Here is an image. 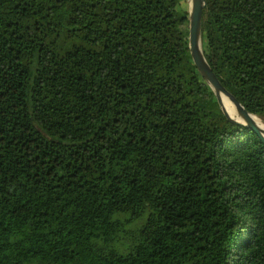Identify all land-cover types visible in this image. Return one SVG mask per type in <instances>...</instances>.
Listing matches in <instances>:
<instances>
[{
    "label": "trees",
    "instance_id": "16d2710c",
    "mask_svg": "<svg viewBox=\"0 0 264 264\" xmlns=\"http://www.w3.org/2000/svg\"><path fill=\"white\" fill-rule=\"evenodd\" d=\"M181 4L0 0V264H264V142ZM202 48L264 118V0H206Z\"/></svg>",
    "mask_w": 264,
    "mask_h": 264
},
{
    "label": "water",
    "instance_id": "95a60500",
    "mask_svg": "<svg viewBox=\"0 0 264 264\" xmlns=\"http://www.w3.org/2000/svg\"><path fill=\"white\" fill-rule=\"evenodd\" d=\"M205 5L206 0H191V9L189 11V46L193 59L200 72L213 87L227 117L231 121L253 128L264 142V128L252 116L256 114L250 112L240 99L222 83L204 54L202 48V16ZM224 97L233 104L234 114L227 110L224 104ZM235 114L242 117L243 120L238 119Z\"/></svg>",
    "mask_w": 264,
    "mask_h": 264
},
{
    "label": "bare ground",
    "instance_id": "6f19581e",
    "mask_svg": "<svg viewBox=\"0 0 264 264\" xmlns=\"http://www.w3.org/2000/svg\"><path fill=\"white\" fill-rule=\"evenodd\" d=\"M224 104H225L227 110H228L230 113L234 114V106H233V104H232V103H231L226 97H224ZM235 116H236L238 119L243 120L242 117H240V116H238V115H236V114H235ZM252 116H253V118L255 119V121H256L260 126H262V127L264 128V121H263L260 117H258V115H252Z\"/></svg>",
    "mask_w": 264,
    "mask_h": 264
},
{
    "label": "rangeland",
    "instance_id": "374dc122",
    "mask_svg": "<svg viewBox=\"0 0 264 264\" xmlns=\"http://www.w3.org/2000/svg\"><path fill=\"white\" fill-rule=\"evenodd\" d=\"M181 8L186 10V11H190L191 0H182ZM258 117H260V116L258 115ZM260 118L264 121V118H262V117H260Z\"/></svg>",
    "mask_w": 264,
    "mask_h": 264
}]
</instances>
